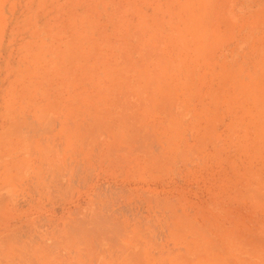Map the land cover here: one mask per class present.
<instances>
[{
	"label": "rangeland",
	"instance_id": "1",
	"mask_svg": "<svg viewBox=\"0 0 264 264\" xmlns=\"http://www.w3.org/2000/svg\"><path fill=\"white\" fill-rule=\"evenodd\" d=\"M0 233L25 264H264V0H0Z\"/></svg>",
	"mask_w": 264,
	"mask_h": 264
},
{
	"label": "crops",
	"instance_id": "2",
	"mask_svg": "<svg viewBox=\"0 0 264 264\" xmlns=\"http://www.w3.org/2000/svg\"><path fill=\"white\" fill-rule=\"evenodd\" d=\"M15 232L16 230H10L9 236L12 237ZM1 236L6 237L8 234L0 233ZM26 256V252L18 251L16 239L11 238L8 240L6 238H0V264H25L26 260H37L34 254L29 259Z\"/></svg>",
	"mask_w": 264,
	"mask_h": 264
}]
</instances>
